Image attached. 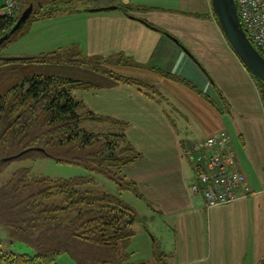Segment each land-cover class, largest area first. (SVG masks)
Segmentation results:
<instances>
[{
    "label": "crops",
    "instance_id": "1",
    "mask_svg": "<svg viewBox=\"0 0 264 264\" xmlns=\"http://www.w3.org/2000/svg\"><path fill=\"white\" fill-rule=\"evenodd\" d=\"M85 3L87 6L80 8H116L60 13L49 19L50 29H42L46 37L43 45L26 46L19 55L31 57L75 45L88 57L115 59L121 54L138 64L117 63L112 71L141 79L160 95L150 98L134 85L89 70L90 76L79 80L99 88L77 91L74 96L93 112L129 124L127 138L142 158L124 168L122 174L137 183L144 196V200L138 199L150 222L162 227L167 245L164 250L171 255V264H258L264 259V107L254 78L222 33L211 1ZM121 5L131 7L129 15L117 8ZM7 64L18 74L6 79L12 86L36 74L78 77L33 68L45 63ZM123 65L136 69H122ZM139 70L146 72L145 77ZM223 132L232 141L236 167L246 176L249 193L230 204L206 207L203 198L190 189L194 175L181 150Z\"/></svg>",
    "mask_w": 264,
    "mask_h": 264
},
{
    "label": "trees",
    "instance_id": "2",
    "mask_svg": "<svg viewBox=\"0 0 264 264\" xmlns=\"http://www.w3.org/2000/svg\"><path fill=\"white\" fill-rule=\"evenodd\" d=\"M87 0H21L15 19L0 17V37L5 35L24 6L33 5L28 20L7 42L24 37L35 21L50 19L60 13L86 11L78 4ZM129 15L131 7L118 6ZM216 19V16L213 12ZM149 25V24H148ZM152 26V25H150ZM73 49V50H72ZM45 51L28 60L36 63H78L113 79L136 86L150 98L158 93L153 85L117 74L106 64H134L130 58L82 54L78 48ZM262 55L261 50L257 49ZM14 61H0L7 64ZM167 77L171 74L148 67ZM262 107L264 83L254 78ZM99 88L96 84L55 75H31L0 94V174L13 161L51 158L57 162L79 165L91 174L112 181L118 195L102 191L92 193L80 188L95 185L92 175L72 178L35 176L28 167L18 168L0 186V225L11 237L31 244L35 253L3 252L0 264H55L62 254H68L76 264H149L131 261L128 247L135 236L134 224L142 222L136 209L120 197L128 191L144 200L138 185L122 171L142 158L128 140L126 121L99 115L78 100L74 93ZM160 95V93H158ZM85 123L104 124L106 130L85 129ZM14 157L6 160V158ZM155 261H164L169 253L154 245ZM165 264V263H164ZM264 264V259L258 262Z\"/></svg>",
    "mask_w": 264,
    "mask_h": 264
},
{
    "label": "rangeland",
    "instance_id": "3",
    "mask_svg": "<svg viewBox=\"0 0 264 264\" xmlns=\"http://www.w3.org/2000/svg\"><path fill=\"white\" fill-rule=\"evenodd\" d=\"M88 3L85 4H78V6H87ZM29 5L24 6V9L27 8ZM52 25V21L50 22L49 19H44L41 21H35L31 25L28 26L29 31L27 34L17 40H13L7 42L3 46L0 47V56L1 57H24L23 55H19L21 50H23L26 46L34 47L42 46L44 41L46 40L45 33L42 29H50ZM72 48H77L75 45H71ZM73 50V49H72ZM36 63V62H35ZM37 64V63H36ZM76 64V63H75ZM61 67V68H59ZM78 68H72V66L67 67L64 65H57L54 64H37L34 66L37 71L40 72H49L46 74H59V73H66L69 72L72 76H78L76 79L85 78L90 76L89 70H93L89 65H82L75 66ZM106 67L110 70H114L117 66V62L113 61L106 64ZM122 69H130L134 70L136 68L129 67V66H121ZM143 73L141 76L145 77L146 72L139 70ZM74 74V75H73ZM77 74V75H76ZM91 74V73H90ZM20 75V74H19ZM18 76L17 73L9 68V64L0 63V94H4L10 86V83L6 81V79L14 78ZM17 78V77H16ZM73 79V78H72ZM85 129L91 131H103L104 124H96V123H85L83 125ZM21 167H28L30 169V173L35 176H48L51 178H72L75 176L80 175H92L95 178V185H89L86 187L80 188L81 190H88L92 193H100L102 191L109 192L115 195H118V191L116 189L115 184L96 174H91L88 170L84 167L79 165H73L68 163L57 162L51 158H39L35 161L31 160H19L13 161L6 169H4L0 174V186L4 184L6 181L9 180L11 175L16 171L18 168ZM120 197L127 202L135 205L138 210L141 211L142 215V223H135L134 230L135 236L132 238L130 245L128 247V251L131 252V261L133 262H140V261H148L149 264H171L170 256L164 261H155L154 259V245L158 247L160 251L166 252L164 249H167L166 242L163 240V230L160 225L153 224L150 222V219L147 217V212L144 210V204L139 200L135 195L128 191H123L120 193ZM143 210V211H142ZM149 231L153 233L156 239L153 240V236L150 235ZM165 247V248H164ZM0 249L3 252H15V253H26L29 255H33L35 253V249L31 244L25 243L21 240H16L15 238L11 237L10 231L5 228L4 226L0 225ZM167 253V252H166ZM55 264H76L74 259L71 258L68 254H62L60 258L57 260Z\"/></svg>",
    "mask_w": 264,
    "mask_h": 264
},
{
    "label": "built area",
    "instance_id": "4",
    "mask_svg": "<svg viewBox=\"0 0 264 264\" xmlns=\"http://www.w3.org/2000/svg\"><path fill=\"white\" fill-rule=\"evenodd\" d=\"M21 0H0V17L15 19ZM243 29L253 45L264 53V0H235ZM192 167L190 189L206 207L233 203L247 197L246 176L236 167V152L228 134L196 141L181 150Z\"/></svg>",
    "mask_w": 264,
    "mask_h": 264
},
{
    "label": "water",
    "instance_id": "5",
    "mask_svg": "<svg viewBox=\"0 0 264 264\" xmlns=\"http://www.w3.org/2000/svg\"><path fill=\"white\" fill-rule=\"evenodd\" d=\"M211 8L214 12L219 27L224 34L228 44L234 51L235 55L241 61L246 70L253 78L264 83V55H262L253 43L247 37L241 24L237 5L235 0H210ZM116 6H104L96 8H88V12H98L104 10L115 9ZM33 12V5H29L19 15L17 21L11 29L2 37H0V45L9 40L10 35L16 32L30 17ZM30 57H1L0 61H24ZM14 157L6 158V160Z\"/></svg>",
    "mask_w": 264,
    "mask_h": 264
}]
</instances>
